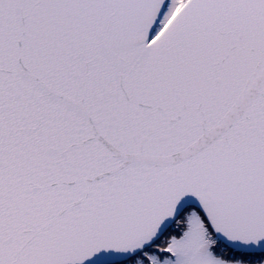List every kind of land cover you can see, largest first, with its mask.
<instances>
[{"label":"snow or ice","instance_id":"1","mask_svg":"<svg viewBox=\"0 0 264 264\" xmlns=\"http://www.w3.org/2000/svg\"><path fill=\"white\" fill-rule=\"evenodd\" d=\"M0 264H264V0H0Z\"/></svg>","mask_w":264,"mask_h":264}]
</instances>
